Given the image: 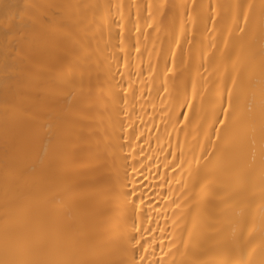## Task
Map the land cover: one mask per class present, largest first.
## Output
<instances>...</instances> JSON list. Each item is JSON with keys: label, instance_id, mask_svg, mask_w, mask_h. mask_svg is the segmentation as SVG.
<instances>
[{"label": "bare ground", "instance_id": "obj_1", "mask_svg": "<svg viewBox=\"0 0 264 264\" xmlns=\"http://www.w3.org/2000/svg\"><path fill=\"white\" fill-rule=\"evenodd\" d=\"M0 264H264V0H0Z\"/></svg>", "mask_w": 264, "mask_h": 264}]
</instances>
